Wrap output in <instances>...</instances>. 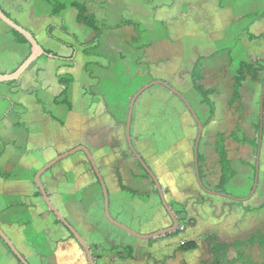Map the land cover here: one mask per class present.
Segmentation results:
<instances>
[{
  "label": "crops",
  "instance_id": "obj_1",
  "mask_svg": "<svg viewBox=\"0 0 264 264\" xmlns=\"http://www.w3.org/2000/svg\"><path fill=\"white\" fill-rule=\"evenodd\" d=\"M51 1L0 0L5 12L36 38L46 32L48 40L38 41L63 57L43 55L17 82L0 83V172L9 175H0V226L31 264H89L79 242L57 222L42 194L38 195L35 183L41 168L79 145L93 154L109 191L114 218L142 233L169 226L171 218L159 195L154 194L156 186L131 153L126 138L131 97L155 79L181 91L202 122H208L200 142L204 183L212 187L219 184L221 165L216 146L217 135L223 134L235 170L227 191L247 196L249 146H253L260 123L262 89L248 80L241 100L232 106L229 100L240 62L248 57L249 61L264 59V51L252 46L264 43V38L250 40L248 36L264 33L253 30L264 24V18L253 22L250 18L264 12V0H78L87 5L88 14L111 26L123 19L133 21L140 34V40L133 42L131 39L138 36L134 25L105 29L99 47L90 54H84L82 42L94 37L93 30L78 22L74 7L52 15ZM258 4L262 9L253 11ZM71 11L84 35L69 31L80 42L61 29ZM51 17H62L63 21L50 23ZM51 26L54 36L49 34ZM48 41L58 45L52 47ZM28 52L29 46L16 43L10 27L0 20V73L13 72ZM195 66L203 70L202 84L217 90L211 96L216 112L210 120L209 107L201 103L193 88ZM59 74L74 76L68 91L71 109L62 104ZM185 107L169 90L155 86L139 98L131 132L136 149L157 175L167 201L188 203L192 222L196 221L192 230L149 243L112 224L105 215L103 188L84 152L74 154V159L72 155L63 159L42 176L59 211L90 246L97 244L108 252L95 259L97 264H197L200 243L190 251L173 243L179 239L199 242L194 228L203 230L211 225L217 230L241 226L248 231L249 200L230 199L227 203L222 196L211 198L199 186L194 168L198 125ZM226 127L231 129L229 133L222 130ZM238 128L241 137L234 134ZM237 166L243 167V173H238ZM123 186L151 194L150 198L131 197ZM196 198L212 204H199ZM203 207L210 208L209 215L201 212ZM234 214L238 218L230 219ZM126 247L132 250L130 258L124 257ZM0 264H21L1 238Z\"/></svg>",
  "mask_w": 264,
  "mask_h": 264
},
{
  "label": "trees",
  "instance_id": "obj_2",
  "mask_svg": "<svg viewBox=\"0 0 264 264\" xmlns=\"http://www.w3.org/2000/svg\"><path fill=\"white\" fill-rule=\"evenodd\" d=\"M51 14L54 16H58L61 14V12L66 9L67 7H74L78 11L77 15V20L79 23L86 25L89 27L91 30L94 32V37L89 41V42H82V45L85 46L83 52L84 54H90V50L97 49L100 45V40L103 34V31L105 29H118L122 26L125 25H134L138 36L133 37L131 41L137 42L140 40L139 37V30L137 29V25L131 21V20H126L123 19L119 24L115 26H111L107 24L106 21L98 20L97 17L93 14H88V9L87 5L85 3H81L78 0H52L51 1ZM252 22L257 21L260 19L264 18V12L262 13H257L253 14L251 17ZM54 26H51L49 29V34L53 36L52 31L54 30ZM61 29L69 33L77 42H80L78 37L74 34L71 33L68 29L67 26H62ZM11 32L13 36L15 37V42L16 43H21V44H26L29 46V52L26 55L25 59L29 56L31 53V46L29 42L26 40V38L16 32L15 30L11 29ZM248 36L250 40H256V39H261L264 38V33L260 35H254L252 33H248ZM48 54L54 55L56 58H63L59 56L57 53H53L50 50H46ZM193 88L194 91L201 97V103L205 104L209 107V120L212 119L215 116L216 112V105L214 101L211 99V96L217 93V90L214 88H206L202 84V78H203V70L199 68V66H195L193 68ZM264 59L258 58L252 61H242L239 64V67L236 71L235 77H234V82H233V93L232 97L229 100V106L234 105L236 102H239L242 98V87L245 81H252L256 82L258 84L263 85L264 82ZM59 83L63 86V91L61 93V97H63L62 104H65L69 109H71V102L69 101L68 98V91L71 83L74 81V76L71 74H59ZM17 81H12L8 82L9 84L15 83ZM208 122H203L204 126L206 127ZM259 128H260V123L258 124L257 127V136L255 137L252 145L257 149L258 142H259ZM0 139H2L0 137ZM216 151L219 155L220 159V165H221V177L219 184L216 186H209L206 184L207 187L219 191V192H225L228 193L227 191V186L231 182V180L235 176V170L233 168L232 162L229 160L228 155H227V148L225 144V139L223 134L217 135V146H216ZM201 159V154L199 153V163ZM256 164V163H255ZM255 164L252 166V168L255 170ZM0 175H2L5 178H8L9 175L6 173L0 172ZM147 176H149L146 173ZM202 177V176H201ZM255 177V175H254ZM203 179V178H202ZM123 189L131 195V197H142L144 199H149L151 194H145V193H139V192H134L129 188H126L123 186ZM155 195H159L158 190L156 189L154 192ZM249 194V193H248ZM247 194V195H248ZM38 195H41L40 190L38 191ZM197 203H209L210 205L212 204L211 201L205 200L204 198H196ZM237 202V201H234ZM171 208L175 212L179 222L180 226L179 229L176 230L175 232H172L170 234H167L165 236H161L159 238L149 240L150 242L157 241L162 238H174L181 234L183 230L181 229L183 225L189 224L188 220L190 218L189 215V210H188V203H180L177 201H171L170 203ZM249 212L251 211H263L264 210V202L260 204L259 206L251 207L247 209ZM59 224L61 222L57 220ZM191 223H193L191 221ZM211 242V252L213 253V258H214V264H227L226 259L228 257V253L231 248H233L236 251V258L231 262L232 264H236L237 262H240L241 264H264L263 262H255L251 258H249L246 255V249L250 246L258 245L260 248H264V231H258L254 234H252L249 238L246 240H235L232 243H218L214 238H212ZM91 250L93 252V256L95 259L100 258L104 254L108 253L106 250H103L100 245L97 244H92ZM199 247V242L195 240H188L186 241L182 246L181 249L183 251H190L197 249ZM114 249V248H113ZM119 247H117L115 250H118ZM126 249V255L124 256L125 258H130L132 256V250L130 248H125ZM50 251V250H49Z\"/></svg>",
  "mask_w": 264,
  "mask_h": 264
},
{
  "label": "water",
  "instance_id": "obj_3",
  "mask_svg": "<svg viewBox=\"0 0 264 264\" xmlns=\"http://www.w3.org/2000/svg\"><path fill=\"white\" fill-rule=\"evenodd\" d=\"M0 20L2 22H4L11 29H13L16 32H18L19 34L23 35L31 46V53L29 54V56L26 59H24L21 62V64L13 72L0 73V83H8V82L20 80V78L28 70V68L37 59H39L41 56H43V55L54 56L52 54H48L46 52V49L38 41V39L35 37V35L31 31H29L28 29H26L25 27L20 25L19 23H17L15 20H13L5 12V10L1 7V5H0ZM154 86H162L165 89L169 90L172 94L177 96L185 104V106L188 108V110L190 111V113L193 115V117L195 118V120L197 122L198 133H197L195 145H194V168H195V174H196L197 182H198L199 186L201 187V189L208 194L216 195V196H222V197L229 198V199H232L235 201H248L254 196V194L257 191V188L259 185V180H260V160H261V153H262V146H263V139H264V82H263L262 91H261V98H260V128H259V142H258V146H257V155H256V164H255L254 184H253L251 192L247 196L237 197V196H234L232 194L225 193V192H219V191H216V190H213V189L207 187L206 184L204 183L202 177H201L199 153H200V142H201V139L203 136L205 126H204L202 120L200 119L199 115L197 114L196 110L193 108L192 104L190 103L189 99L181 91H179L177 88H175L169 82H167L165 80H160V79L152 80V81L146 83L145 85L141 86L131 97V100L129 103L128 114H127V120H126V138H127V142H128L129 149H130L131 153L135 156V158L137 159V161L139 162L141 167L146 171V173L152 178V180L156 186V189L158 190L159 197L162 201V204H163L164 208L166 209V211L168 212V214L172 220V224L170 226L165 227V228L160 229V230H157V231H154V232H151V233H142V232H139V231L131 228L130 226L124 224L123 222L117 220L116 218H114L112 216L111 210H110V196H109L108 188L106 186V183L104 181L103 176L101 175L100 169H99V167H98V165H97V163L93 157L92 152L85 145H79V146L69 150L68 152L60 154L54 160L48 162L43 168H41L36 173L35 183L38 186L46 204L48 205L50 210L55 214L56 218L65 226V228L79 242V244L81 245V247L83 248V250L87 256L89 264H97L95 257L93 256V252L91 250L90 245L86 242V240L79 233V231L69 222V220L54 205V203L52 202V200H51V198H50V196H49V194H48V192H47V190H46V188L42 182V176L48 170H50L54 165H56L57 163H59L63 159H65L71 155H74L78 152H84L87 155V157H88V159H89V161H90V163L94 169V172L96 173V175H97V177L101 183V186L103 188L104 199H105V206H104L105 215H106L107 219L112 224H114L115 226L119 227L120 229L126 231L130 235H132L136 238L145 240V241L153 240V239L159 238L161 236H165L167 234H170V233L178 230L179 226H180V222H179L175 212L171 208L169 202L166 199L165 193L163 191V188L160 184V181H159L157 175L152 170V168L147 164V162L145 161L143 156L136 149L135 144L133 142L132 132H131L136 104H137L139 98L145 92H147L149 89L153 88ZM0 238L6 243V245L9 247V249L12 251L14 256L17 258V260L21 264H31L29 262V260L19 251L17 246L13 243V241L10 239V237L7 235V233L1 228V226H0Z\"/></svg>",
  "mask_w": 264,
  "mask_h": 264
},
{
  "label": "rangeland",
  "instance_id": "obj_4",
  "mask_svg": "<svg viewBox=\"0 0 264 264\" xmlns=\"http://www.w3.org/2000/svg\"><path fill=\"white\" fill-rule=\"evenodd\" d=\"M262 5L258 4L257 7H255L253 9V11H260L262 9ZM66 26L68 27V29H70V31H73L75 33H77L78 35H80V37H82L83 31L79 30V26L76 23L75 20V12L71 11L68 12L66 14ZM48 20H50V23H60V21H63V18H55V17H51ZM255 33H258L259 31L264 30V24L260 23L256 28L253 29ZM53 36L55 35L54 32H52ZM69 35V34H68ZM70 36V35H69ZM40 41L49 38V35L45 32L41 33L39 36H37ZM74 39V38H73ZM50 43V45L53 46H57L58 44L53 43L52 41H48ZM258 45V50H262L264 51V43H259L256 42L255 44H253L252 46H257ZM56 49V48H53ZM247 56H249V54H246V58ZM241 58V55H238V59ZM247 61H249V57L247 58ZM252 61V60H251ZM80 73V72H79ZM264 75V74H262ZM257 86L260 88V90L262 89L261 85ZM155 87V86H154ZM159 88H163L162 86H156ZM167 90V89H165ZM26 99H29V97H26ZM219 106H224L223 102L218 101ZM226 106V105H225ZM186 108V107H185ZM227 108V107H226ZM1 109V108H0ZM222 130L225 133H229L230 132V128L226 127V128H222ZM216 131V130H215ZM214 131V132H215ZM209 133V132H208ZM211 133V132H210ZM214 133H212L213 135ZM234 134L237 137H241V130L240 128L235 129L234 130ZM249 171H250V185H249V193L252 190L253 184H254V175H255V170L252 168V166L256 163V155H257V149H255L254 146H249ZM237 156V155H236ZM75 157L72 155L71 159H74ZM66 162V161H64ZM237 170L238 173H243V167L241 166H237ZM263 182V184L260 187V184ZM259 185H258V189L256 191V193L254 194V196L249 200V206L251 207H255V206H259L260 204H262L264 202V139H263V146H262V153H261V160H260V180H259ZM208 194V193H206ZM233 195V194H232ZM208 196H210L211 198H215V195H211L208 194ZM223 201L225 202H229L230 199L222 197ZM199 204H205V203H199ZM203 211H201L202 213H207V215L210 214V208L209 207H203ZM214 213V212H213ZM206 217V216H204ZM241 217V215L239 216V218ZM238 215L234 214L232 215V218L230 219H237ZM243 218V216H242ZM229 220V218H226ZM225 219V220H226ZM194 218L190 217L188 222L189 224H185L182 226V230L183 232H187L188 230H192L193 227L196 226V221L194 223H191V221H193ZM227 221V220H226ZM172 224V220L169 222V226ZM194 224V225H193ZM218 229V228H217ZM213 225L209 226L208 228H204L203 230H200V228H194V231L197 232L196 236L200 238V249L198 251V257H197V264H213L214 262V258H213V253L210 251V246H211V242L209 243V238H214L216 240V242L218 243H222V242H233L235 240H245L248 237H250L252 234L256 233L257 231H264V213L260 214L257 211H251L249 212V229L248 231L239 226L236 230H232L230 228H221L220 230H217ZM182 232V233H183ZM185 242L187 241L186 239H183ZM174 246H177L176 248H180V246H182L180 239L173 243ZM246 255L251 258L253 261L255 262H263L264 261V248H260L258 245H254V246H250L246 249ZM236 258V251L231 248L229 253H228V257L226 259L227 264H232L231 262ZM236 264H241L240 262H237Z\"/></svg>",
  "mask_w": 264,
  "mask_h": 264
},
{
  "label": "built area",
  "instance_id": "obj_5",
  "mask_svg": "<svg viewBox=\"0 0 264 264\" xmlns=\"http://www.w3.org/2000/svg\"><path fill=\"white\" fill-rule=\"evenodd\" d=\"M184 243H185V241H184V240H182V241H181V244L183 245Z\"/></svg>",
  "mask_w": 264,
  "mask_h": 264
}]
</instances>
